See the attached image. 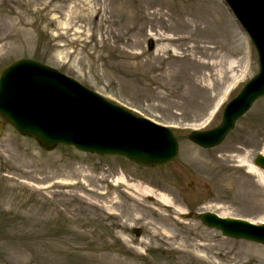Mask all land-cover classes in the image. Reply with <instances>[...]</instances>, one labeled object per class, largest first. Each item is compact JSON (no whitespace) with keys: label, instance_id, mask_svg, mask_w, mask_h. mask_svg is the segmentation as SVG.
<instances>
[{"label":"rangeland","instance_id":"rangeland-1","mask_svg":"<svg viewBox=\"0 0 264 264\" xmlns=\"http://www.w3.org/2000/svg\"><path fill=\"white\" fill-rule=\"evenodd\" d=\"M21 58L172 127L180 152L144 167L46 149L5 125L0 264H264V246L225 237L198 217L212 209L264 219V182L238 163L264 152V98L222 145L202 149L188 139L218 126L224 105L258 72L257 52L223 0H0V73ZM122 176L127 182H117ZM136 181L166 191L186 215L152 197L135 200Z\"/></svg>","mask_w":264,"mask_h":264},{"label":"water","instance_id":"water-1","mask_svg":"<svg viewBox=\"0 0 264 264\" xmlns=\"http://www.w3.org/2000/svg\"><path fill=\"white\" fill-rule=\"evenodd\" d=\"M226 2L256 46L260 70L226 106L220 126L189 135L204 148L221 144L236 121L264 97V0ZM0 116L47 148L72 145L98 154L125 155L145 166L165 165L178 156V142L170 129L137 118L58 70L29 59L2 72ZM255 163L264 168V156H257ZM200 219L227 236L264 244V224L212 213L201 214Z\"/></svg>","mask_w":264,"mask_h":264},{"label":"bare ground","instance_id":"bare-ground-1","mask_svg":"<svg viewBox=\"0 0 264 264\" xmlns=\"http://www.w3.org/2000/svg\"><path fill=\"white\" fill-rule=\"evenodd\" d=\"M264 153V152H263ZM238 163L240 165L246 166L248 171L253 172L258 176V178L263 181L264 174L261 170L256 169L251 163H248L247 157H239ZM117 182L125 183L126 178L120 177L117 179ZM63 185H71L69 181L60 182ZM135 191L136 199L138 202L144 203L147 197L154 198V205L156 204L159 209L172 210V212L177 213L178 216L184 217L186 215L184 209L177 205L170 197L166 191H160L152 188L150 185L145 184L142 181H136L135 184L129 185ZM156 209V208H155ZM210 209V208H209ZM158 210V209H157ZM212 210V209H211ZM210 210V211H211ZM222 216H228L227 213H220ZM164 220L169 221V216H164ZM264 220V219H263ZM172 238V237H170ZM169 238V239H170Z\"/></svg>","mask_w":264,"mask_h":264}]
</instances>
